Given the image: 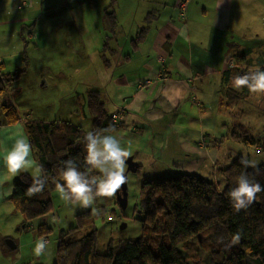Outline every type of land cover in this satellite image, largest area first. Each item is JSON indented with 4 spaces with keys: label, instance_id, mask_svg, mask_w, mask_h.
I'll use <instances>...</instances> for the list:
<instances>
[{
    "label": "crops",
    "instance_id": "0c3cea01",
    "mask_svg": "<svg viewBox=\"0 0 264 264\" xmlns=\"http://www.w3.org/2000/svg\"><path fill=\"white\" fill-rule=\"evenodd\" d=\"M27 1L0 0L3 71L12 70L16 61H20V25L38 24L44 14L42 6L47 0H31L30 4ZM146 7L152 9L151 20L146 22L145 38L134 47L131 40L144 23L139 24L135 17L144 12L147 15ZM139 10L142 13L138 14ZM114 12L117 23L126 25L127 38L121 48L123 39L115 37L111 60L98 59L99 71L106 69L110 76L97 77L100 82L92 88L107 96L111 105L108 113L122 109L120 124L104 134L120 140L136 161L137 169L143 161L153 170L157 164L164 165L166 172L158 169L156 177L161 173L189 172L207 178L220 175V167L243 156L240 144L259 153L263 151L264 134L261 131L256 136L251 134L242 118L245 111L242 100L256 105L257 95L264 92H252L247 87L238 89L234 78L257 68L264 70V0H187L183 13L177 0H130L124 12ZM48 22H55L62 31L71 28L76 33L73 21L63 22L60 17ZM48 30L55 31L48 26L41 31V37L33 33L30 40L36 44L44 37L49 42ZM70 36L68 41L73 44L77 35ZM230 60L236 63L234 72L228 67ZM145 80L138 87V82ZM6 101L14 105L19 115L16 122L7 121L2 109ZM30 113L28 106L16 102L10 91L0 94V240L8 236L9 231L3 229L11 222L16 230L24 227L22 215L10 201L19 175L13 177L8 173L3 155L18 135H26L25 120H40ZM87 114L83 105L80 116L86 117V121L80 117L71 121L82 127L84 123L88 125L91 117ZM234 121L249 131L238 136L240 133L232 129ZM30 159H34L33 154ZM26 171L32 175L31 168ZM42 218L45 220L46 216Z\"/></svg>",
    "mask_w": 264,
    "mask_h": 264
},
{
    "label": "trees",
    "instance_id": "16d2710c",
    "mask_svg": "<svg viewBox=\"0 0 264 264\" xmlns=\"http://www.w3.org/2000/svg\"><path fill=\"white\" fill-rule=\"evenodd\" d=\"M151 16L149 12L146 17L148 22ZM104 18L107 29L115 33L117 19L114 10H106ZM37 25L34 22L20 25V65L3 71L0 59V94L9 90L12 82L26 71L28 57L25 46L35 34L33 31ZM147 28V25L140 28L132 38L134 47L145 38ZM235 65L231 67L232 72L236 69ZM83 105L91 116L89 131H94V135L96 130L117 126L111 122L112 113L105 108L100 90L89 89L81 107ZM2 109L9 123L18 120L19 115L12 103L3 102ZM232 126L233 131H241L238 136L249 131L238 121H234ZM23 127L33 146L34 159L43 167V174L47 177L44 190L32 196L27 194L32 183L29 172H21L19 180L14 183L10 201L22 215L25 226L28 221L50 212L56 182L63 184L59 176L64 168L63 161L73 160L77 170L89 177L99 173L85 163L84 135L88 130L81 125L67 119H53L25 120ZM242 157L239 155L219 168L224 180L222 189L216 181L189 172L144 178L134 208L143 214L140 220L148 232L125 239L118 245L109 243L104 253L97 250L96 228L89 225L92 223L90 210L82 211L78 214V224L71 227V231L59 235L57 259L53 264H189V261L193 264H264V191L240 211L233 209L228 195L237 187L236 178L242 174L249 181L254 180L264 187V163L251 167L240 163ZM88 176L85 178L89 179L95 191V185ZM85 225L89 229L82 231ZM45 230V224H40L37 234L44 236ZM238 232L241 236L239 242L231 244L232 236ZM193 236L207 246L208 261L201 262L197 257H190L192 246L189 240Z\"/></svg>",
    "mask_w": 264,
    "mask_h": 264
},
{
    "label": "rangeland",
    "instance_id": "374dc122",
    "mask_svg": "<svg viewBox=\"0 0 264 264\" xmlns=\"http://www.w3.org/2000/svg\"><path fill=\"white\" fill-rule=\"evenodd\" d=\"M128 1L130 0H117L115 3H112L111 0H47L44 3L42 6L44 14L33 32L41 37L43 35L41 31H45L48 26H51L55 31L48 30V33L46 32L49 42H46L44 37L40 42L36 37L38 41L36 44H34V40H29L26 43L27 69L12 82V86L8 90L16 102L28 106L32 118L71 120L80 117L83 122L86 121V117L80 116V113L81 103L87 91L94 85L98 86L100 81L97 77L108 78L110 76L106 69L103 72L99 71L98 59L99 61L111 60L113 56L111 45L115 43V37L123 39L121 48L127 38L126 25L122 27L117 23L115 33L107 29L104 21L105 11L124 12ZM27 2L30 4L31 0ZM110 4H112L111 7L104 9ZM63 7L66 9L63 10ZM140 12L142 13L139 10L138 14ZM147 12L152 14L151 7L147 8ZM145 14L146 12L135 17L139 24L141 21L144 22L140 28L148 22L146 18L148 14ZM60 17L63 22L73 21L77 26L76 33L72 32L71 28H67L70 32L62 31L61 28H57L55 22H48L49 20H58ZM119 17L120 20L123 19V16ZM125 22L127 24V21ZM72 33L77 35L73 44L68 41ZM78 37H80V41ZM19 59L20 61L17 60L14 66L21 64V56ZM102 98L105 101V108H110L111 105L105 93ZM256 101L257 104L254 105L248 99L242 100L245 110L242 118L250 127L253 136H256L260 131L264 134V94L257 95ZM84 124L83 129L89 131L91 120L88 125ZM237 133H241V131L238 130ZM240 145V154L244 158L254 162L256 166L264 163V143L261 153L248 148L245 144ZM232 147L229 146V148ZM224 148L225 146H223ZM135 159L139 160L137 157ZM140 162L141 166L136 171L127 172V201L124 208L119 205L117 194L113 197H98L88 207H81L78 202L63 201L57 190H54L52 192V208L45 220L42 217L32 219L19 230H16V225L11 222L8 228L3 229L9 233L7 237L0 240V264H53L57 259L59 235L71 231V227L78 224L80 218L78 214L84 210L91 212L92 223L89 222V225L96 228L98 252L104 253L109 243L118 245L125 239L135 238L141 236L145 231L148 232L140 220L143 214L135 210L134 204L143 179L155 178L158 169L161 172L166 171L163 164L156 163L155 170H153L149 169L145 162ZM171 175L174 173H161L160 176ZM207 178L216 180L220 189L224 187V180L219 174L208 175ZM93 207L98 210L95 215L92 213ZM43 223L46 226V233L44 236H39L37 228ZM87 229L89 226L85 225L81 230ZM7 240H12L16 246L9 248ZM38 240L48 242L46 255L36 256L34 254L33 249ZM189 242L192 246L189 249L192 259L197 257L201 262L209 260V251L205 243L200 244L196 236H193ZM189 264L193 263L189 261Z\"/></svg>",
    "mask_w": 264,
    "mask_h": 264
},
{
    "label": "clouds",
    "instance_id": "9594fccd",
    "mask_svg": "<svg viewBox=\"0 0 264 264\" xmlns=\"http://www.w3.org/2000/svg\"><path fill=\"white\" fill-rule=\"evenodd\" d=\"M234 84L239 89L247 87L252 92H264V70L259 68L242 76L234 78ZM114 131L113 126L95 131H88L84 135L85 163L90 168L95 169L99 175L89 177L85 172L78 171L75 162L71 159L63 161L64 168L60 170L59 176L63 184L56 182V190L60 198L68 202L69 200L78 202L81 207H88L98 197H113L117 190L126 182V158L130 153L121 145L120 140L110 133ZM32 144L26 135L20 134L15 139L10 149H5L3 155L4 165L8 173L15 177L22 171L32 169V183L27 189L29 196L41 193L44 190L47 177L43 174V167L30 159L32 154ZM241 164L256 167L255 163L241 158ZM91 178L95 185V191L89 183ZM237 187L232 189L228 195L232 202L233 209L240 211L247 208L256 198L257 194L264 191L258 182L249 181L242 174L236 178ZM97 208H92V213H97ZM240 233H236L231 238V244L239 242ZM48 242L38 240L33 249L36 256L46 255Z\"/></svg>",
    "mask_w": 264,
    "mask_h": 264
},
{
    "label": "water",
    "instance_id": "95a60500",
    "mask_svg": "<svg viewBox=\"0 0 264 264\" xmlns=\"http://www.w3.org/2000/svg\"><path fill=\"white\" fill-rule=\"evenodd\" d=\"M126 164H127V167L125 170L126 182L116 192L118 203L122 208L126 206V201H127V191H126L127 172L136 171L138 167L136 161L132 159L131 155L128 158H126ZM6 242L9 248H14L16 246L12 240H7Z\"/></svg>",
    "mask_w": 264,
    "mask_h": 264
},
{
    "label": "built area",
    "instance_id": "2783aa9c",
    "mask_svg": "<svg viewBox=\"0 0 264 264\" xmlns=\"http://www.w3.org/2000/svg\"><path fill=\"white\" fill-rule=\"evenodd\" d=\"M186 4H187V0H177V6L182 13L184 12L186 8ZM233 65H234L233 61L231 60L228 61V67H232ZM144 82H146V80L138 82V87H142ZM122 115H123L122 109H119L118 111L112 113L111 122L114 125L118 126L120 123V119L122 118Z\"/></svg>",
    "mask_w": 264,
    "mask_h": 264
}]
</instances>
